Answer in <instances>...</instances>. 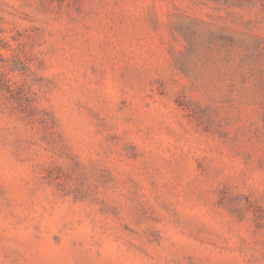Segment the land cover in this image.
<instances>
[{"label": "rangeland", "instance_id": "obj_1", "mask_svg": "<svg viewBox=\"0 0 264 264\" xmlns=\"http://www.w3.org/2000/svg\"><path fill=\"white\" fill-rule=\"evenodd\" d=\"M0 264H264V0H0Z\"/></svg>", "mask_w": 264, "mask_h": 264}]
</instances>
